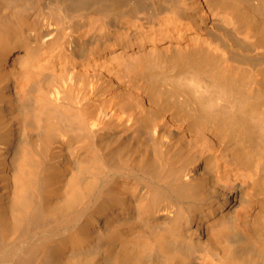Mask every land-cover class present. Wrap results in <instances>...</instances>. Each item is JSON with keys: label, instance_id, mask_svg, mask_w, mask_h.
<instances>
[{"label": "bare ground", "instance_id": "6f19581e", "mask_svg": "<svg viewBox=\"0 0 264 264\" xmlns=\"http://www.w3.org/2000/svg\"><path fill=\"white\" fill-rule=\"evenodd\" d=\"M0 264H264V0H0Z\"/></svg>", "mask_w": 264, "mask_h": 264}]
</instances>
